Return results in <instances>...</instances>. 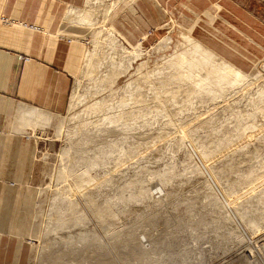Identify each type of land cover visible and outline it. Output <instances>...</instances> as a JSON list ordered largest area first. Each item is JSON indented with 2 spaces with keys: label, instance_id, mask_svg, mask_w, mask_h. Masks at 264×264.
<instances>
[{
  "label": "rangeland",
  "instance_id": "1",
  "mask_svg": "<svg viewBox=\"0 0 264 264\" xmlns=\"http://www.w3.org/2000/svg\"><path fill=\"white\" fill-rule=\"evenodd\" d=\"M144 1L155 12V0H86L80 10L92 15V29L67 17L73 34L87 41V52L68 111L53 115L43 130L48 139L32 157L39 167L26 183L30 188L0 191V240L9 243L4 249L11 264L68 260L69 239L87 231L107 253L119 254L116 264H136L120 257H129L124 241L131 232L148 253L154 252L153 238L161 243L150 255L157 257L153 264L183 253L186 260L173 264H264V51L236 54L232 63L249 78L205 95L202 81L176 76L165 59L179 48L182 32L217 53L218 63L230 56L229 46L205 44L181 23L179 9L153 34L150 24L163 14L141 11ZM77 27L86 30L78 33ZM109 33L114 49L107 46ZM90 51L95 61L87 65ZM199 71L204 77L206 71ZM86 135L93 141L86 142ZM109 141L111 146H100ZM76 146L102 156L84 191L101 203L110 199L116 217H95L75 170L61 178L77 158L63 151ZM85 165L80 160L77 169ZM76 205L86 220L74 226ZM59 218L69 225L55 231ZM166 238L170 242L163 243Z\"/></svg>",
  "mask_w": 264,
  "mask_h": 264
},
{
  "label": "crops",
  "instance_id": "2",
  "mask_svg": "<svg viewBox=\"0 0 264 264\" xmlns=\"http://www.w3.org/2000/svg\"><path fill=\"white\" fill-rule=\"evenodd\" d=\"M85 1L0 0V191L30 188L26 183H32L39 167L32 157H38L48 139L42 138L43 130L53 115L68 111L88 44L73 34L72 23L90 29L94 24L89 11L80 10ZM155 1V12L163 17L154 16L153 34L179 9L181 23L205 44L229 46L227 60L219 57L239 70L232 63H237L236 54L256 57L255 52L264 51V0ZM141 6L155 15L146 1ZM70 15L72 23L67 22ZM8 245L0 240V264L12 263L4 249Z\"/></svg>",
  "mask_w": 264,
  "mask_h": 264
},
{
  "label": "bare ground",
  "instance_id": "3",
  "mask_svg": "<svg viewBox=\"0 0 264 264\" xmlns=\"http://www.w3.org/2000/svg\"><path fill=\"white\" fill-rule=\"evenodd\" d=\"M111 35L112 34L109 33L110 39L108 40L107 46H109L110 49H114V47L116 45V41L113 39V37ZM181 38H182V40L178 44L179 48L177 47L178 49L174 52V54L171 55L168 59H165L166 64L171 70L174 69L173 71L174 72L176 71V73H175V74H177L176 76L181 74V76L183 75V77H186L190 81H198V82L202 81L203 82L202 92L205 95L210 96L211 92L215 93V94H220L225 88L236 86L237 84H239L242 81L249 78L250 75L248 73H244V72L240 71L239 69H236L235 67H233L230 63H228L224 59H220V62L218 63L216 61L218 59L216 56L217 54L214 53L209 48H207L206 46H204L203 44H201L200 42H198L197 40H195L194 38H192L191 35H188L187 33L182 32ZM94 55H95L94 51L89 52L87 65H92V63L95 61V60H93ZM263 68H264V65H263ZM200 69L206 71L204 77H202V78H201V75H199V73H198V72H200L199 71ZM201 73L202 72H200V74ZM196 75H197V77H196ZM216 90H218L219 92H215ZM105 130H108L111 133L112 131H115L116 128H113V129H110V128L107 129L106 128ZM98 138H100V137H98ZM84 140L86 142L93 141L91 136H88V135L85 136ZM99 143L101 144L102 142H99ZM111 143H113V142L112 141L111 142L110 141L109 142H103V144L100 146L108 147V146H111ZM114 147L115 146H113V148ZM72 152H74L75 156L77 157L76 161L72 166H68L64 170L65 172L63 171L61 173V175H60L61 178H63L67 174H70V173L73 174V171L75 170V174H76L75 183H76V185H78L77 187H79L81 189L80 192L86 198V201H87L89 208L96 215L95 217H97L98 220H102L105 217H111V219L116 217V215H117L116 210H114L115 207H113V203L110 199H106L104 202L101 203V202L96 201L95 200L96 198L94 199V197H92L93 195L90 196L89 193H86V191H84L85 187L88 186V185H85V183L87 182L89 184V182L91 183V180L94 179L92 177L91 172H90L91 169H93L94 166L98 165L101 162L102 156L97 155V157H98V159H97L92 154L82 151L78 146L73 147V148L68 147V148H66V150L64 149L63 154L70 157V153H72ZM106 156H108L107 153L104 154V157H106ZM80 160L85 161L86 165L84 166V168L82 170L79 171L77 169V166H78V161H80ZM73 176H74V174H73ZM95 183H96V180H95ZM99 183H100V181H99ZM91 186L92 185H90V187ZM85 190H87V189H85ZM75 192H76V190H75ZM72 193L74 194V191ZM77 193H78V195L81 194L79 192H77ZM101 194H103V193H101ZM120 200H123L122 196L120 197ZM114 205H115V203H114ZM76 211H78L80 214H77L75 216V218H73L74 219L73 225L75 224L74 226L81 225L86 220V217L83 215V213H81V210H79L78 205H76ZM88 211H89V209H88ZM68 214H69V212H68ZM56 221L57 222H56L55 227L52 228V229H55V231H57L58 229H60L63 226L69 225V220L67 221V220H64L62 218H59ZM48 227H50V226H48ZM50 229H49V232H50ZM115 229L116 228H114V230ZM127 234H129V235L128 236L126 235L127 237L125 238L124 243H125L126 248L129 250V257H126L125 255H122L120 257L123 259L129 258L130 260L135 261L136 264H153V260L157 259V257L151 258L150 255H151V253L156 254L157 249H159V246L161 245V243L158 244V242H159L158 239L153 238V244H155L156 246L152 248V251H154V252L148 253V252H146V250L143 251L142 249H140L141 239H140V237H138V235L136 233L131 232V233H127ZM144 237H145V235H144ZM100 240H98V238L94 234H91L88 231L79 234V236H73L72 240L69 239V242L72 243L71 253L66 255V256H68L69 259L63 260V259L59 258L61 256L50 257V263L56 262L57 264H116V261H118V259H119V254H117L115 252L114 253L116 255L115 254L112 255L109 252L107 253L104 250L102 244L100 243ZM170 240H171L170 238H166V239H164L163 243L170 242ZM183 254H181V255H183ZM181 255L179 254L178 257H172L171 256L168 258H164V264H173V263L178 262V261H180V262L185 261L186 259L183 258V256H181ZM185 255H187V254H185ZM64 258H66V257H64ZM235 263H233V264H235ZM192 264H204V263L201 260H199V261H196Z\"/></svg>",
  "mask_w": 264,
  "mask_h": 264
},
{
  "label": "built area",
  "instance_id": "4",
  "mask_svg": "<svg viewBox=\"0 0 264 264\" xmlns=\"http://www.w3.org/2000/svg\"><path fill=\"white\" fill-rule=\"evenodd\" d=\"M262 248L264 249V240H263ZM249 256L252 257V254L250 253Z\"/></svg>",
  "mask_w": 264,
  "mask_h": 264
}]
</instances>
